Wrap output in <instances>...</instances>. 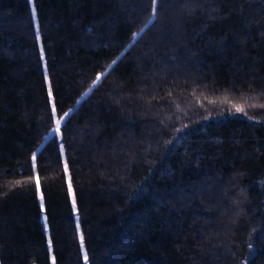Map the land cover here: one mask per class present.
<instances>
[{"label": "trees", "instance_id": "16d2710c", "mask_svg": "<svg viewBox=\"0 0 264 264\" xmlns=\"http://www.w3.org/2000/svg\"><path fill=\"white\" fill-rule=\"evenodd\" d=\"M139 1L0 0V264H264V0Z\"/></svg>", "mask_w": 264, "mask_h": 264}, {"label": "rangeland", "instance_id": "374dc122", "mask_svg": "<svg viewBox=\"0 0 264 264\" xmlns=\"http://www.w3.org/2000/svg\"><path fill=\"white\" fill-rule=\"evenodd\" d=\"M142 2H140L139 1V3H140V5H139V7H141L140 8V11L142 12V10H143V6L145 5V1H143V0H141ZM180 1L182 2V5L183 6H181V10L182 11H185V12H187V11H189L188 10V8L189 7H187V5H189L190 6V3H191V1L192 0H179V2L177 3L178 5H180ZM206 0H204V2H205ZM206 3V2H205ZM29 4H30V7H31V12H32V17H33V23H34V27H35V30H36V32H37V36H39L40 37V34L38 33V21H37V17H36V11H35V15H33V9L35 10V8H34V5H33V0H29ZM185 6V7H184ZM195 11H197L196 12V15H198L199 14V11H200V13L201 14H203V5H198V6H196L195 7V9L194 10H192V12L191 13H188V14H186L188 17H190V18H195ZM193 14V15H192ZM189 15H192V16H189ZM132 18H134L135 17V14H134V16H131ZM131 17H126V20H130L131 19ZM151 17H152V19L153 18H155V16H153V15H151ZM176 18V16L173 14V16H171V19L172 20H174ZM210 18V17H209ZM151 23V22H150ZM150 23H148V26L150 25ZM162 23V22H161ZM160 25V24H159ZM173 25V24H172ZM160 28V27H159ZM159 28H157V30L159 29ZM146 29V27L145 28H143L140 32H137L136 34H134V36H133V40L131 41V44L129 45V47L140 37V35L143 33V31ZM181 29V28H180ZM157 30L155 31L156 33H157ZM168 30L170 31V34H172V36H171V39L172 40H177V39H179L178 38V35L179 34H183V32H181V31H177V30H179V27L178 28H176V26H170L169 28H168ZM172 31V32H171ZM175 31H176V33L178 34V35H175ZM160 31H158V33H159ZM196 35H197V33H196ZM197 37H199V36H197ZM180 42H182V40L180 41ZM38 43H39V45H41V39H39L38 40ZM201 52H205V53H207L208 52V50H207V48L205 47V48H203V50L202 51H200V53ZM195 54H193V53H189V54H186V58L184 57L183 58V60H186V63H184L183 62V64H184V66H187L188 64L190 65H192V67H193V69H194V71L195 72H198V70H201V62H200V60H199V58H198V56H194ZM188 61V62H187ZM171 63H173L172 62V60L170 61ZM42 64H43V68H44V71H46V67H45V60H44V58L42 59ZM178 69V67L177 66H174L173 65V67L171 68V70L170 69H167V70H165L168 74H169V72H171V71H175V70H177ZM186 75V74H185ZM137 77V82H138V85L140 84L141 85V83L140 82H142V81H144V80H146L147 79V76H145L144 74H141V75H139L138 73H137V75H136ZM159 78L160 80H166V78L165 77H159V76H155V78ZM100 79H101V76L99 77V80L98 81H100ZM46 81H47V88H48V93H49V87H50V84H49V80H48V78H47V76H46ZM97 81V82H98ZM194 81H198V82H201V80L200 79H197L196 78V80H194ZM169 82H171V84H173L174 82H172V81H169ZM97 84V83H96ZM139 88H141V86H139ZM50 102H51V105H52V107H53V100H52V95H51V97H50ZM228 103V104H231V106L232 107H234V108H236V107H241V108H243V110L245 111L246 109H248V108H250V111H252L253 109H260L261 108V98H258L257 100H255L254 102H249V101H246V100H244L240 95H238V94H235V95H233V93H231V94H229L228 96H227V98L226 99H224L223 100V103ZM172 104H174V106L173 107H176L175 105H176V103H172ZM142 107H144V105L142 106ZM146 107V110H147V107H148V112L147 113H141L140 115H138V117H139V119H147L148 118V116H147V114H149V112L151 113V107L149 106V105H147V106H145ZM122 110V109H121ZM175 111H176V108L174 109ZM154 111V110H153ZM178 111V110H177ZM179 112V111H178ZM157 113V112H156ZM155 113V114H156ZM150 117H156V116H150ZM158 118H162V117H158ZM61 122V121H60ZM62 122H63V120H62ZM56 134V132L53 130L52 131V135H55ZM69 184V183H68ZM70 200H71V203H72V206H73V200H75L74 199V195H73V192H72V190L70 191ZM183 203V202H182ZM184 207V206H183ZM205 210H207V209H205ZM214 210V211H213ZM73 211H74V213H75V219H76V221L78 222V217H77V215H76V207H75V210L73 209ZM208 211H213V212H215V209H212V210H208ZM217 211V210H216ZM217 213H218V211H217ZM45 218V217H44ZM44 222V221H43ZM77 225H79L78 223H77ZM230 227H231V225H229L227 228L228 229H230ZM80 237H81V234H80V231H79V240H80ZM222 238L223 239H225V238H227V235L226 236H224V234H223V236H222ZM217 247H219V245L217 246ZM214 248H216V246L214 247ZM213 248V249H214ZM206 252H208V251H206ZM83 257H84V250H83ZM52 260H53V258H52ZM52 260H51V262H52Z\"/></svg>", "mask_w": 264, "mask_h": 264}, {"label": "snow or ice", "instance_id": "6c2138e0", "mask_svg": "<svg viewBox=\"0 0 264 264\" xmlns=\"http://www.w3.org/2000/svg\"><path fill=\"white\" fill-rule=\"evenodd\" d=\"M157 6H158V0H151V2H150L151 15L155 16L157 14ZM33 15H35V10L34 9H33ZM39 39H40V37L37 36V40H39ZM40 58L41 59L44 58V50H43L42 47L40 49ZM97 80H99V77H97ZM51 95H52L51 88L49 87V96L51 97ZM236 111L238 113H241L244 110L241 107H236ZM52 115H53V117H55V115H56V110H55V107L54 106H53V109H52ZM65 115H67V114H65ZM55 124H56V127H55L54 131L57 132V133H59L60 126H61L60 120H56L55 121ZM60 153H61V155H63V153H64L63 145L60 146ZM32 169H33V171H35V169H36V157H35L34 154L32 156ZM64 171L67 174V172H68V165H67V162L66 161L64 163ZM36 187H37V192L39 193V183L38 182H37V186ZM69 191H71V183L70 182H69ZM40 201H41L40 206H41V209L43 210V196L40 197ZM73 209L75 210V200H73ZM77 228H79V225H77ZM46 230H47V225H45V231ZM80 246H81V250H83L84 249V241H83V236L82 235L80 237ZM249 247H251V244H249ZM48 248H49V251H51V248H52L51 240L48 241ZM83 259L85 261V264H87L88 257H87V254L86 253L84 254ZM53 264H55V259L54 258H53Z\"/></svg>", "mask_w": 264, "mask_h": 264}, {"label": "bare ground", "instance_id": "6f19581e", "mask_svg": "<svg viewBox=\"0 0 264 264\" xmlns=\"http://www.w3.org/2000/svg\"><path fill=\"white\" fill-rule=\"evenodd\" d=\"M40 203H41V201H40ZM42 220L45 222V218H44V216H43ZM51 260H52V258H51ZM52 264H53V263H52Z\"/></svg>", "mask_w": 264, "mask_h": 264}]
</instances>
